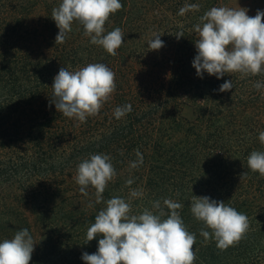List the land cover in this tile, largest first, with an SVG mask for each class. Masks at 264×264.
Wrapping results in <instances>:
<instances>
[{"label":"trees","instance_id":"1","mask_svg":"<svg viewBox=\"0 0 264 264\" xmlns=\"http://www.w3.org/2000/svg\"><path fill=\"white\" fill-rule=\"evenodd\" d=\"M239 1L249 0H120L122 9L104 26L125 34L111 56L75 22L55 44L51 13L61 0H0V242L27 228L36 243L30 264H84L82 254L97 251L101 237L87 243L86 234L105 202L140 189L131 214L152 210L157 200L163 207L165 198L183 205L179 214L196 236L195 264H264V178L247 165L252 151H264V88H254L264 73L250 81L239 73L201 78L192 66L199 18ZM252 1L259 4L254 17L264 0ZM193 3L199 11L178 15ZM154 34H163L159 50L147 46ZM89 63L106 64L116 90L98 115L80 123L50 105L51 86L61 67ZM226 80L233 89L220 92ZM127 104L131 112L116 119L114 109ZM136 150L143 163L131 169ZM100 153L111 157L117 175L97 204L95 189L81 194L74 176L79 163ZM193 195L247 215L250 227L238 244L221 251L215 240L205 242L203 222L190 211Z\"/></svg>","mask_w":264,"mask_h":264},{"label":"clouds","instance_id":"2","mask_svg":"<svg viewBox=\"0 0 264 264\" xmlns=\"http://www.w3.org/2000/svg\"><path fill=\"white\" fill-rule=\"evenodd\" d=\"M122 7L120 0H61L51 13L59 29L55 44L64 43L75 22L83 27L90 43L101 46L111 56L117 55V49L125 42V34L119 27L106 33L104 26ZM199 8L195 3L185 4L178 15L199 11ZM194 31L198 39L195 40L197 55L192 66L197 76L203 78L206 72L220 79L227 73H239L244 78L264 73V11L257 10L251 17L245 8L214 6L199 18ZM161 35L154 34L148 41L150 50L164 46ZM175 36L177 39L183 37V31ZM51 87L50 105L54 103L59 113L84 123L89 116L99 114L116 90L115 73L104 63H89L75 71L61 67ZM254 88L260 90L264 83L257 81ZM232 89L231 80L219 87L220 92ZM131 110L132 106L127 104L116 107L113 114L119 120ZM259 141L264 145V131L259 133ZM136 156L137 160L130 163L131 169L143 163L139 150ZM247 165L264 178V151H252ZM116 175L111 157L100 153L79 163L74 179L85 196L89 186L95 189L98 204ZM244 175L247 173L241 174ZM133 182L128 179L125 183L131 186ZM142 197V190L131 189L128 200L113 197L105 202L106 207L95 216L86 234L87 243L101 237L97 251L84 252L81 257L84 264H195L196 236L187 230L179 214L183 205L165 198L163 207L157 200L152 202V210L145 208L141 214H131V199ZM88 207L93 205L89 203ZM190 211L196 220L203 222L200 235L205 242L215 240L221 251L238 244L250 227L246 214L209 196L193 195ZM35 244L27 228L18 230L12 239L0 242V264H30Z\"/></svg>","mask_w":264,"mask_h":264},{"label":"rangeland","instance_id":"3","mask_svg":"<svg viewBox=\"0 0 264 264\" xmlns=\"http://www.w3.org/2000/svg\"><path fill=\"white\" fill-rule=\"evenodd\" d=\"M232 7L233 8H245L248 10V15L253 17L252 16V13L256 12L255 10H253V8L255 7H259V4L257 2H253L252 0H249V1H239L238 3L236 2H232ZM232 75V74H231ZM241 79H247V80H251V76H247V77H244V78H241ZM189 114V113H187Z\"/></svg>","mask_w":264,"mask_h":264}]
</instances>
